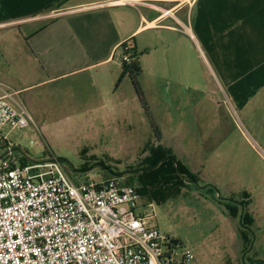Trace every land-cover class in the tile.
Here are the masks:
<instances>
[{
    "label": "rangeland",
    "instance_id": "obj_1",
    "mask_svg": "<svg viewBox=\"0 0 264 264\" xmlns=\"http://www.w3.org/2000/svg\"><path fill=\"white\" fill-rule=\"evenodd\" d=\"M22 31L0 30V82L20 91L36 122V127L4 129L18 157L35 163L65 160L63 167L78 187L115 175L124 185L145 189L156 206L153 226L180 244L179 251H190L191 264L264 260V138L244 113L224 103L214 77L198 72L187 81L182 65L175 74L164 44L148 41L147 33L139 91L130 77L119 83L122 72L113 81L85 73L42 85ZM123 57L119 50V65ZM159 146L197 184L179 176L164 175L156 183L143 176L144 161ZM248 214L253 226L243 224Z\"/></svg>",
    "mask_w": 264,
    "mask_h": 264
},
{
    "label": "crops",
    "instance_id": "obj_2",
    "mask_svg": "<svg viewBox=\"0 0 264 264\" xmlns=\"http://www.w3.org/2000/svg\"><path fill=\"white\" fill-rule=\"evenodd\" d=\"M50 5L51 0H0V30L24 28L20 39L38 66V84L85 73L113 81L122 72L119 50L131 46L142 65V36L149 33L148 41L164 44L171 71L182 65L187 81L208 72L224 103L244 113L264 138V0H67L49 10ZM164 10L172 16H163Z\"/></svg>",
    "mask_w": 264,
    "mask_h": 264
},
{
    "label": "built area",
    "instance_id": "obj_3",
    "mask_svg": "<svg viewBox=\"0 0 264 264\" xmlns=\"http://www.w3.org/2000/svg\"><path fill=\"white\" fill-rule=\"evenodd\" d=\"M32 125L19 92L0 82V264H191L135 187L116 177L78 187L59 163L21 164L3 131Z\"/></svg>",
    "mask_w": 264,
    "mask_h": 264
},
{
    "label": "trees",
    "instance_id": "obj_4",
    "mask_svg": "<svg viewBox=\"0 0 264 264\" xmlns=\"http://www.w3.org/2000/svg\"><path fill=\"white\" fill-rule=\"evenodd\" d=\"M66 2L67 0H51V5L49 6L48 9L49 10L60 9V7L63 6ZM126 48H128V50H126ZM123 54L124 56L125 55L129 56V62H125L123 60L122 76L119 80V83H121L125 78L130 77L134 83V86L139 91L140 88L136 78L142 72L140 58L137 52L131 46L128 45L123 46ZM160 161H162V163L160 166L157 167ZM27 162H28L27 158L20 157L21 164L24 165ZM143 165L145 166L143 170H141L143 171L142 173L143 176L151 177V179L155 183L160 182L161 177L164 175L179 176L184 180H186L185 175H188V178L186 180L187 182L196 181L195 176L190 174L188 170L182 167L176 161L174 155L168 149L162 146H159L157 150H154L151 153L150 157L144 161ZM137 191L142 197L147 198L149 201H153L152 194L149 195L145 189H137ZM242 204L245 208L249 206V202L246 200H244ZM244 222H243L244 226L245 224L248 226H253L254 224L253 216L250 214L246 215L244 217ZM255 264H261V263H255Z\"/></svg>",
    "mask_w": 264,
    "mask_h": 264
},
{
    "label": "water",
    "instance_id": "obj_5",
    "mask_svg": "<svg viewBox=\"0 0 264 264\" xmlns=\"http://www.w3.org/2000/svg\"><path fill=\"white\" fill-rule=\"evenodd\" d=\"M13 151L16 152V151H19V150L14 149ZM5 157H6V154H3L2 156H0V160L4 159ZM51 162L59 163V164H61V165L67 163L65 160H62V159H54V160H51ZM161 163H162V161L159 162V164L157 165V167L160 166ZM113 176L116 177V178H118V177L115 176V175H113ZM185 177H186V180H187L188 175H185ZM190 183H191V184H197L196 181H191ZM239 205H241V204H239ZM241 206H242V205H241ZM242 207H243V206H242Z\"/></svg>",
    "mask_w": 264,
    "mask_h": 264
},
{
    "label": "flooded vegetation",
    "instance_id": "obj_6",
    "mask_svg": "<svg viewBox=\"0 0 264 264\" xmlns=\"http://www.w3.org/2000/svg\"><path fill=\"white\" fill-rule=\"evenodd\" d=\"M131 173H135V172H131ZM248 232H251V231L248 229ZM250 246H251V244H250ZM255 263L264 264V260H262V259L261 260L260 259H254L251 264H255Z\"/></svg>",
    "mask_w": 264,
    "mask_h": 264
}]
</instances>
